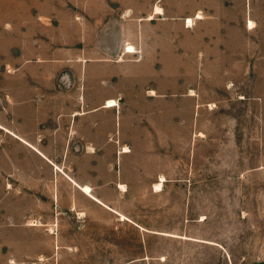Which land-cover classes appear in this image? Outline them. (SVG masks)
I'll list each match as a JSON object with an SVG mask.
<instances>
[{
	"label": "rangeland",
	"instance_id": "1",
	"mask_svg": "<svg viewBox=\"0 0 264 264\" xmlns=\"http://www.w3.org/2000/svg\"><path fill=\"white\" fill-rule=\"evenodd\" d=\"M130 45L136 52L123 54ZM164 53L181 67L171 68V117L186 120L148 132L155 152L129 155L125 192L105 188L108 203L140 228L49 176L12 132L49 138L59 114L73 111L74 68L86 61L144 62L153 75L133 68L138 88L152 77L157 89ZM92 71L80 78L88 107L122 91L121 81L101 82L106 70ZM152 106L167 109L162 99ZM88 119L105 133L127 126L102 108ZM120 157L92 154V176L106 167L110 179ZM24 164L38 174L21 177ZM0 264H264V0H0Z\"/></svg>",
	"mask_w": 264,
	"mask_h": 264
},
{
	"label": "crops",
	"instance_id": "2",
	"mask_svg": "<svg viewBox=\"0 0 264 264\" xmlns=\"http://www.w3.org/2000/svg\"><path fill=\"white\" fill-rule=\"evenodd\" d=\"M155 12V15H159L163 13V10L161 9V12ZM201 18H203V16L201 15V13H198L196 19ZM192 22L193 19L188 18L187 26H192ZM250 23L252 22L249 21V24ZM251 26H253V23ZM130 46L133 47L136 52L135 46ZM89 47L91 46L89 45ZM127 48H129V46L125 48L123 54H133L128 53L126 50ZM84 50L90 56H101L104 55L105 52H113V50L110 48H107L105 50H103L102 48H85ZM164 56L165 58L164 65L162 66L163 70L161 76V87L157 86V89L151 88L154 84V78L152 80V77L149 85H146L143 90H139L140 87L138 88L139 82L138 80H136L138 71H131L133 68H139V71H148L153 75L152 69L149 68L148 65L144 62L135 64H120L119 62H124L122 58L116 64H112L99 59L86 61L83 68H74V75L72 76V79L74 80L73 85H77V87H75V90L73 91V97L66 100V103H68V105L72 107L71 109L73 111L72 113L68 114H59V117L55 119L56 123L52 127L53 130L51 131L52 133L49 138H46V136H41L39 134L31 136L28 134L20 133L18 135L3 126L1 127H3L2 129L4 130L6 129L8 131H11L15 135L14 137L19 140L22 145L32 149L35 154H37V157H41V161L43 163L42 167L49 176H52L54 173H56L57 176L61 175V177L68 185L80 191L87 200L101 205L102 207L118 215L119 217L124 216L127 219L124 221L132 222L138 227L142 228L140 225L141 223H137L136 221L133 222L128 216L120 213L116 209L117 206H112L110 205V203H108L109 200L106 197L107 189L105 188L107 187V185H114L116 191L125 192V183H122L121 180L128 179V177L126 176L128 170V163L126 159L133 153L155 152V149L151 148L154 142V135L149 136L148 132L156 129H161L163 130V132L164 130H166L168 133H170L172 126L176 123V120L179 121L178 127L182 126L181 121L186 120V117L183 115V113L179 114L176 120L172 119L171 117V83L175 79V76L171 74V68H173L174 70V68L181 67H171L169 59L166 57L165 53ZM89 68L93 69L92 72H95V70H99L101 68L106 70L107 74H110L109 82L105 80H102L101 82L105 83L106 85H117L118 82L121 81L117 89H122V91H120L115 96L105 97L103 101L95 103V106L88 107L87 104H83L81 94L82 82L80 81V78L85 75ZM225 69L227 72V78H229L230 73H233V70H231L230 68ZM122 70H130L129 75L123 78ZM217 72L223 73L224 68L219 67ZM70 73H72L71 70ZM247 73H249V71H247ZM246 78V80H249L250 76L247 75ZM68 80L70 82V79ZM159 89H162V94L159 92ZM148 91L150 95L148 94ZM156 93H158L162 97L157 96ZM191 96H194V94L190 95V97ZM161 99L164 104L167 105V109L166 111L165 109H163V112H156L153 109L152 105L155 101H161ZM57 101L62 103L65 100L58 98ZM110 101L115 103V105L109 106ZM123 102H125L126 104H130V107L121 109L120 104L122 105ZM99 108H102V110L107 112L110 111L117 117L118 115H120V117L122 116L125 119V121L127 122V126L126 128H124L123 132H121L120 135L112 132L105 133L101 129L95 127V123L91 125L88 117L92 114L93 111ZM172 121L173 123H171ZM183 126L185 127V124H183ZM124 148H126V150ZM105 151H119L123 156L120 157L119 161L114 162V164H112L113 166L109 168L110 172L112 173L109 174L110 179H107L108 174H106V167L94 168V170H92V176L91 165L89 163L92 154H99ZM47 152L56 153L57 155L48 156L46 155ZM63 153L83 154V159L77 162L66 161L64 163L62 158ZM36 166H31L29 167V169L27 168L26 164H24V166H20V176L22 177V174L27 176V172L37 175L38 171ZM80 168L81 171L79 170ZM117 170L119 175L117 174ZM162 178L164 179L163 182L161 181ZM130 179L133 178L130 177ZM158 180L159 182L155 183V185L161 183L163 184L166 179L164 176H160ZM142 182L144 184H154V181L151 180H144ZM85 187H88L90 191L86 192ZM8 188H10L9 185ZM153 190L154 192L162 191H156L155 188H153ZM7 198H9L8 195L6 196L4 194L3 199L6 200Z\"/></svg>",
	"mask_w": 264,
	"mask_h": 264
},
{
	"label": "bare ground",
	"instance_id": "3",
	"mask_svg": "<svg viewBox=\"0 0 264 264\" xmlns=\"http://www.w3.org/2000/svg\"><path fill=\"white\" fill-rule=\"evenodd\" d=\"M155 11H157V12H161V9L160 8H156V10ZM156 13V12H155ZM199 17V16H198ZM193 23V22H192ZM250 24H252V23H250ZM127 52L128 53H135V50H134V48L133 47H129L128 49H127ZM110 105H115V103H113L112 101H110V103H109V106ZM107 106V105H106ZM125 150H126V148H124ZM128 149V148H127ZM161 181H164V179L162 178L161 179ZM161 187H162V183L161 184H157V185H155V188H156V190H161ZM85 191L86 192H89L90 191V189L88 188V187H85ZM123 217V220H126V218L124 217V216H122ZM167 235H171V236H177V235H173V234H167ZM184 239H191V238H188V237H183ZM199 241H203V240H199ZM209 244H214L213 242H209V241H207Z\"/></svg>",
	"mask_w": 264,
	"mask_h": 264
}]
</instances>
